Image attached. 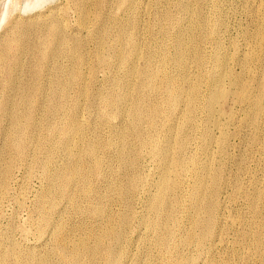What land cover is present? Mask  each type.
Returning <instances> with one entry per match:
<instances>
[{
	"label": "rangeland",
	"instance_id": "374dc122",
	"mask_svg": "<svg viewBox=\"0 0 264 264\" xmlns=\"http://www.w3.org/2000/svg\"><path fill=\"white\" fill-rule=\"evenodd\" d=\"M263 29L261 0H0V264H264Z\"/></svg>",
	"mask_w": 264,
	"mask_h": 264
},
{
	"label": "bare ground",
	"instance_id": "6f19581e",
	"mask_svg": "<svg viewBox=\"0 0 264 264\" xmlns=\"http://www.w3.org/2000/svg\"><path fill=\"white\" fill-rule=\"evenodd\" d=\"M262 1V3L264 4V0H261ZM192 3H193V1H192ZM190 10H191V8H190ZM187 12H188V10H187ZM193 12V11H192ZM193 16V15H192ZM194 17V16H193ZM192 21V20H191ZM56 24H57V22H55ZM193 23V22H192ZM54 25L53 27H52V31H53V35H54V37L55 36H57L58 34H60V28L57 26V25ZM189 25V24H188ZM213 26V25H212ZM212 28V27H211ZM262 30V29H261ZM264 30V29H263ZM120 32H122L121 30H120ZM210 33V32H209ZM122 34V33H121ZM211 35V34H210ZM264 41V40H263ZM261 42V41H260ZM189 44V43H188ZM187 45V44H186ZM56 47V46H55ZM186 52L187 51H183V50H181L174 58H173V62H174V64L177 66V68H178V73H177V77L176 78H174L172 75H168L167 73L166 74H164L162 77L163 78H165V80L164 81H166V83H167V87L169 88V90H171V92H170V94H169V100L171 101V102H175V101H177V99H178V95L179 94H181L182 93V89L183 88H181V84L179 83V82H183V81H185L186 79H187V72H186V66H187V64H188V59H189V57L192 55H190L189 57L187 56V54H186ZM5 53H6V51H5ZM4 53V54H5ZM160 53V52H159ZM44 54V53H43ZM42 54V55H43ZM159 55V54H158ZM162 55V54H161ZM45 56V55H44ZM194 56H196V55H194ZM161 57V56H160ZM156 58H157V56H156ZM197 58V57H196ZM166 59V58H165ZM195 59V58H194ZM191 60H193V59H191ZM195 61V60H194ZM166 62V61H165ZM202 63V62H201ZM132 64V63H131ZM167 64V63H166ZM129 65V64H128ZM135 65V64H134ZM172 65V64H171ZM170 65V66H171ZM191 65V64H190ZM194 65V64H193ZM192 65V66H193ZM50 66H51V64H50ZM161 68V67H160ZM163 68V67H162ZM173 68V67H172ZM135 69V68H134ZM165 69V68H164ZM146 70V69H145ZM177 70V69H176ZM134 71H136V70H134ZM162 71V70H161ZM166 72V71H165ZM134 74V73H133ZM162 74V73H161ZM10 76V75H9ZM151 76V75H150ZM141 77H143V76H141ZM134 79V78H133ZM221 80V79H220ZM120 82V81H119ZM149 83V82H148ZM132 84V83H131ZM121 85H122V87L123 86H125V83L124 82H122L121 83ZM139 85V84H138ZM132 86V85H131ZM130 86V87H131ZM148 86V85H147ZM133 87V86H132ZM132 87H131V89H132ZM217 88H219V87H217ZM168 90V89H167ZM154 91V90H153ZM152 91V92H153ZM151 93V92H150ZM169 93V92H168ZM167 93V94H168ZM155 94V93H154ZM254 94V93H253ZM130 95V94H129ZM157 95V94H156ZM194 95V94H193ZM182 96V95H181ZM130 98V97H129ZM128 98V99H129ZM139 98V97H138ZM24 100V99H23ZM129 100H131V99H129ZM142 101V100H141ZM168 101V100H167ZM254 101V100H253ZM35 103H34V105L33 106H36L37 105V102L36 101H34ZM124 102V101H123ZM128 102V101H127ZM262 102V101H261ZM260 103V102H259ZM258 103V104H259ZM123 104V103H122ZM174 105V104H173ZM146 106V105H145ZM144 106V107H145ZM185 107V106H184ZM3 111L4 112H6V114L12 119V121L13 122H15V124H17V122H18V119L20 118V116L18 115V110L17 109H15L14 107H12V106H9L8 105V103L7 104H4L3 105ZM19 108V107H18ZM128 108V107H127ZM171 108V107H170ZM173 108V107H172ZM183 108V107H182ZM126 109V108H125ZM174 109V108H173ZM128 111V110H127ZM138 111V107H136L135 108V110H134V112L136 113ZM180 111V110H179ZM179 111H177V112H179ZM183 111V110H182ZM124 112V111H123ZM126 112V111H125ZM124 112V114L126 115V113ZM148 112V111H147ZM181 112V111H180ZM120 113V112H119ZM140 114V113H139ZM162 114V113H161ZM163 114H164V112H163ZM25 116H26V121H27V124H31V116H30V114L29 113H25L24 114ZM147 115H148V113H147ZM151 115L152 116H156L157 117V115H158V111L156 110V109H153V110H151ZM124 116V115H123ZM165 115H163V117H164ZM125 117V116H124ZM167 117V116H166ZM165 117V118H166ZM130 118V117H129ZM149 118V117H148ZM123 119V118H122ZM150 119V118H149ZM173 119H174V117H173ZM123 121H124V119H123ZM149 121V120H148ZM26 124V123H25ZM76 124V123H75ZM79 124V123H78ZM77 124V125H78ZM27 126V125H26ZM24 128V127H23ZM16 131V130H15ZM124 132V131H123ZM123 132H120V134L119 135H122L123 134ZM171 132V131H170ZM19 139V138H18ZM19 143V142H18ZM17 144V143H16ZM21 144V143H20ZM69 144V143H68ZM20 146V145H19ZM119 146V145H118ZM68 147V146H67ZM166 147V146H165ZM125 149V148H124ZM162 149H164V147H162L161 148V151H162ZM116 150V149H115ZM165 150V149H164ZM70 152H71V150H70ZM74 153V152H73ZM95 153V151H93V146L92 145H87L86 146V149H85V154H86V156L87 157H89V159H91V161L95 164V168L97 169V168H100V159L99 158H97V156L94 154ZM117 154V153H116ZM117 157V156H116ZM80 158V157H79ZM121 158V157H120ZM165 164V163H164ZM75 165H78V163L76 162L75 163ZM163 165V164H162ZM166 165V164H165ZM133 167V166H132ZM162 168H164V166L162 167ZM133 169V168H132ZM96 171V170H95ZM68 172H70V173H72V176H70V177H63V176H61L59 179H60V181H59V183H58V188H57V190H58V192H57V194H61L60 196H62V195H66L67 194V191L68 190H66L69 186H73V184H74V182L73 181H75V177L76 176H78V177H80L81 178V180H85L86 178H85V175H84V173L83 172H80L79 170H78V166H73V167H70L69 169H68ZM94 172V171H93ZM57 174V173H56ZM97 175H98V173H96ZM164 174V173H163ZM69 175V174H68ZM52 176V175H51ZM54 176V175H53ZM210 176V175H209ZM88 177V176H87ZM161 177H162V175H161ZM54 178V177H53ZM79 178V179H80ZM162 179H163V182L161 183V187H160V190H159V193H158V195H159V198H157V199H155V201L154 202H156V208H157V210H156V213L158 212V209H159V207H161L162 205H164V194H165V192L170 188V184L168 183V181H167V178H166V176L165 175H163V177H162ZM211 180V179H210ZM206 184V183H205ZM205 186V185H204ZM205 189V188H204ZM55 192V191H54ZM196 193L198 194V196L200 197V199H202V197H203V194L205 195V193H204V190H203V188H198V190L196 191ZM50 195V194H49ZM163 199V200H162ZM154 202H152V204L154 203ZM201 202V201H200ZM199 202V203H200ZM203 202V201H202ZM200 206V205H199ZM151 207V206H150ZM166 207V206H165ZM199 209V208H198ZM152 210H153V206H152ZM200 210V209H199ZM194 214H195V212H194ZM203 214V213H202ZM198 216V215H197ZM196 217V216H195ZM156 218V217H155ZM163 219V218H162ZM158 220H160V219H158ZM162 221V220H161ZM193 221V220H192ZM152 223V222H151ZM160 223V222H159ZM155 226H158L159 224H158V221H157V219H155L154 220V223H153ZM204 224V223H203ZM103 232V231H102ZM94 237V240L96 239V246H95V248L93 249V248H91V250H93V255L95 256V254L97 253V245H98V243H101V241L103 240V239H105V238H113V239H115V240H118L119 239V237H120V232L119 231H111V230H105L102 234H97V235H95V236H93ZM195 239V238H194ZM194 239H193V242H194ZM189 241L191 240L192 241V237H189V239H188ZM160 245V244H159ZM186 245V244H185ZM100 246V245H99ZM75 249H80L81 251H86L87 250V246H86V244L85 243H83V242H81V243H79L76 247H74V249H72V250H75ZM105 253V254H104ZM104 253H103V256H104V258L107 260V261H109L110 260V258L112 257V252L110 251V250H105L104 251ZM101 254H102V252H101ZM122 257V256H121ZM126 258V257H125ZM124 260V259H123Z\"/></svg>",
	"mask_w": 264,
	"mask_h": 264
}]
</instances>
